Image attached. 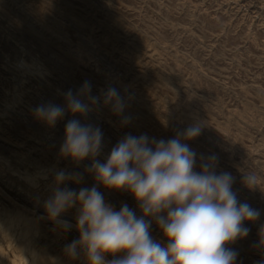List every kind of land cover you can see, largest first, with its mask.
I'll return each instance as SVG.
<instances>
[{
    "label": "rangeland",
    "instance_id": "rangeland-1",
    "mask_svg": "<svg viewBox=\"0 0 264 264\" xmlns=\"http://www.w3.org/2000/svg\"><path fill=\"white\" fill-rule=\"evenodd\" d=\"M85 81L93 95L116 88L131 123L102 101L53 127L35 118L37 106L63 107V93ZM73 118L101 128L102 163L126 134L168 140L199 123L200 135L182 138L197 154L195 171L208 162L230 172L238 199L260 212L226 246L239 253L235 264L264 261V0H0V264H89L83 248L77 259L64 252L79 239V206L61 216L67 231L43 207L61 169L82 180L60 187L96 186L116 211L127 204L142 215L130 192L86 171L91 158L61 155ZM250 172L255 187L243 183ZM150 231L167 244L155 220Z\"/></svg>",
    "mask_w": 264,
    "mask_h": 264
},
{
    "label": "clouds",
    "instance_id": "clouds-1",
    "mask_svg": "<svg viewBox=\"0 0 264 264\" xmlns=\"http://www.w3.org/2000/svg\"><path fill=\"white\" fill-rule=\"evenodd\" d=\"M63 95V107L39 105L34 109L35 118L53 127L66 112L86 118L102 101L105 106L111 105L113 114L122 117V125L131 123V118L123 115L126 104L116 88L93 95L91 83L85 81L75 94L68 90ZM201 131L202 126L195 123L168 140L126 134L102 163L96 159L103 146L101 128L69 119L61 155L77 162L91 158L86 171L107 189L130 192L142 215L137 216L127 204L116 211L96 186L79 191L60 187L82 180L80 173L61 169L55 174L56 187L43 207L47 218L67 231L72 224L61 216L79 206V239L65 245L64 252L77 259L83 248L89 264H235L239 253L226 245L246 237L250 229L244 222L257 219L260 212L238 199L233 191L236 178L230 172L217 174L208 162L201 165L200 172L195 171L197 154L182 138H195ZM206 159L215 161L216 157ZM257 182L255 173L243 177L248 187H255ZM152 220L162 231L166 245L152 237ZM117 253L125 255L105 259L106 254Z\"/></svg>",
    "mask_w": 264,
    "mask_h": 264
}]
</instances>
